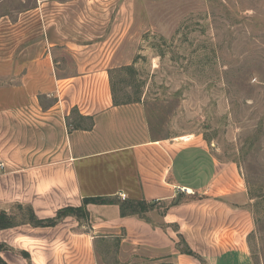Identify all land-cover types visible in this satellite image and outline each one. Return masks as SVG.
Wrapping results in <instances>:
<instances>
[{"label": "crops", "instance_id": "crops-1", "mask_svg": "<svg viewBox=\"0 0 264 264\" xmlns=\"http://www.w3.org/2000/svg\"><path fill=\"white\" fill-rule=\"evenodd\" d=\"M129 5L0 0V211L31 210L46 220L83 210L53 225L15 219L0 228V257L252 264L253 215L237 164L221 160L202 134H156L140 100L113 103L117 53L107 51V30L118 18L112 9ZM94 197L106 201L85 202ZM124 201L147 206L123 214Z\"/></svg>", "mask_w": 264, "mask_h": 264}, {"label": "rangeland", "instance_id": "rangeland-1", "mask_svg": "<svg viewBox=\"0 0 264 264\" xmlns=\"http://www.w3.org/2000/svg\"><path fill=\"white\" fill-rule=\"evenodd\" d=\"M128 2L107 30L121 99L142 101L156 134H202L237 164L254 222L249 256L264 264V0ZM15 211L12 221L28 218Z\"/></svg>", "mask_w": 264, "mask_h": 264}, {"label": "trees", "instance_id": "trees-1", "mask_svg": "<svg viewBox=\"0 0 264 264\" xmlns=\"http://www.w3.org/2000/svg\"><path fill=\"white\" fill-rule=\"evenodd\" d=\"M123 69V67H120ZM125 68V67H124ZM127 70H130V67L126 66ZM112 70H109L110 80H111V91H112V97H113V103L114 104H120V103H126V102H132V101H139V99H121L122 96L119 95L118 89H117V81L115 77L113 76ZM125 200V199H124ZM106 200L100 197H94V198H86L85 202H105ZM146 204L143 201L138 202H121L120 208L121 213L125 214L127 212H135L139 210H143L146 208ZM83 212L82 208H66L61 211H59L55 218L52 219H46V220H39L36 219L33 215L32 211H28V219L31 223L35 225H53L55 224L62 216L66 214H74V215H80ZM13 224L12 218L10 215H8L5 211H0V228L9 227ZM3 248V245L0 244V250ZM188 253H191L188 251ZM0 264H7L1 257H0ZM171 264V263H170Z\"/></svg>", "mask_w": 264, "mask_h": 264}, {"label": "built area", "instance_id": "built-area-1", "mask_svg": "<svg viewBox=\"0 0 264 264\" xmlns=\"http://www.w3.org/2000/svg\"><path fill=\"white\" fill-rule=\"evenodd\" d=\"M119 196H120V198H121L122 200H124V199L126 198V195H125L124 193H120Z\"/></svg>", "mask_w": 264, "mask_h": 264}, {"label": "bare ground", "instance_id": "bare-ground-1", "mask_svg": "<svg viewBox=\"0 0 264 264\" xmlns=\"http://www.w3.org/2000/svg\"><path fill=\"white\" fill-rule=\"evenodd\" d=\"M186 138H187L186 136L183 137V139H186Z\"/></svg>", "mask_w": 264, "mask_h": 264}]
</instances>
